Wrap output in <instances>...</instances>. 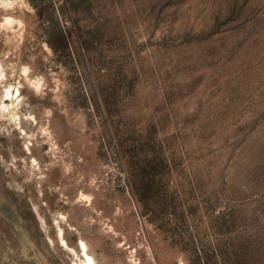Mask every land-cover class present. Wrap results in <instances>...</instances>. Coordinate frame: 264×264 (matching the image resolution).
<instances>
[{"label": "rangeland", "instance_id": "obj_1", "mask_svg": "<svg viewBox=\"0 0 264 264\" xmlns=\"http://www.w3.org/2000/svg\"><path fill=\"white\" fill-rule=\"evenodd\" d=\"M86 253L264 264V0L0 2V264Z\"/></svg>", "mask_w": 264, "mask_h": 264}, {"label": "bare ground", "instance_id": "obj_2", "mask_svg": "<svg viewBox=\"0 0 264 264\" xmlns=\"http://www.w3.org/2000/svg\"><path fill=\"white\" fill-rule=\"evenodd\" d=\"M0 2H4V0H0ZM8 91H11V90H8ZM7 93V92H6ZM12 95V93H11ZM11 105V104H10ZM1 106L5 109V108H9V104H6V103H2ZM82 246L84 247V244L82 243ZM83 264H95L93 258L91 255H89L88 253H86V260L84 261Z\"/></svg>", "mask_w": 264, "mask_h": 264}]
</instances>
